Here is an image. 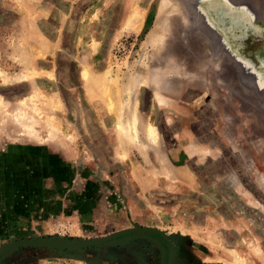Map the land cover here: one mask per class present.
<instances>
[{
  "label": "rangeland",
  "instance_id": "obj_1",
  "mask_svg": "<svg viewBox=\"0 0 264 264\" xmlns=\"http://www.w3.org/2000/svg\"><path fill=\"white\" fill-rule=\"evenodd\" d=\"M131 228L0 264H264V0H0V249Z\"/></svg>",
  "mask_w": 264,
  "mask_h": 264
},
{
  "label": "water",
  "instance_id": "obj_2",
  "mask_svg": "<svg viewBox=\"0 0 264 264\" xmlns=\"http://www.w3.org/2000/svg\"><path fill=\"white\" fill-rule=\"evenodd\" d=\"M137 232H151L161 236L164 240H166L169 244L172 245V242L168 239V237L161 231L152 228H131L122 231L115 232L110 234L104 238L98 240H89L83 242H59V243H48V242H33V241H23V242H14L10 243L3 248L0 249V257L6 253L7 251L16 248V247H27V246H35L38 248H56V249H75V248H87V247H94L99 246L109 241L132 233Z\"/></svg>",
  "mask_w": 264,
  "mask_h": 264
},
{
  "label": "bare ground",
  "instance_id": "obj_3",
  "mask_svg": "<svg viewBox=\"0 0 264 264\" xmlns=\"http://www.w3.org/2000/svg\"><path fill=\"white\" fill-rule=\"evenodd\" d=\"M165 2V1H164ZM164 4V3H163ZM161 6V5H160ZM165 6H168V5H165ZM166 9H168V7L167 8H165V10ZM161 10V9H160ZM164 10V11H165ZM169 11V10H168ZM167 12V11H166ZM166 12H164L163 14H165ZM167 13H169V12H167ZM162 17V16H161ZM198 28H200V27H198ZM204 32H205V30H204ZM208 32V31H207ZM155 36V35H154ZM152 39H154V38H152ZM151 39V40H152ZM231 50V49H230ZM243 74V73H242ZM244 74H245V71H244ZM123 125V124H122ZM123 127H124V125H123ZM150 127V126H149ZM133 129V128H132ZM134 131V130H133ZM156 131V130H155ZM147 132V131H146ZM134 133V132H133ZM156 133V132H155ZM136 135V134H135ZM148 135H149V139H151V141L150 142H154V140H153V138H155V136L153 137V135H154V131H153V129H149L148 130ZM131 136V135H130ZM147 136V135H146ZM131 140V139H130ZM134 141V140H133Z\"/></svg>",
  "mask_w": 264,
  "mask_h": 264
},
{
  "label": "crops",
  "instance_id": "obj_4",
  "mask_svg": "<svg viewBox=\"0 0 264 264\" xmlns=\"http://www.w3.org/2000/svg\"><path fill=\"white\" fill-rule=\"evenodd\" d=\"M225 15H226V17L229 16V15L227 16V14H225ZM243 36H244V38H246V37L250 36V34H248V32L245 31V32L243 33ZM241 37H242V36H241ZM86 264H90V263L87 262Z\"/></svg>",
  "mask_w": 264,
  "mask_h": 264
}]
</instances>
